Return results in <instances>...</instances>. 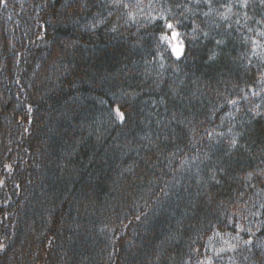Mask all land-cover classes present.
<instances>
[{"label":"trees","instance_id":"trees-1","mask_svg":"<svg viewBox=\"0 0 264 264\" xmlns=\"http://www.w3.org/2000/svg\"><path fill=\"white\" fill-rule=\"evenodd\" d=\"M0 264H264V0H0Z\"/></svg>","mask_w":264,"mask_h":264},{"label":"rangeland","instance_id":"rangeland-1","mask_svg":"<svg viewBox=\"0 0 264 264\" xmlns=\"http://www.w3.org/2000/svg\"><path fill=\"white\" fill-rule=\"evenodd\" d=\"M175 33L176 35H173ZM166 42L169 44L173 54L175 57L180 58L182 57L184 53V45L179 39V35L176 29H172L165 38ZM174 49H181L180 54L177 55L176 51Z\"/></svg>","mask_w":264,"mask_h":264},{"label":"snow or ice","instance_id":"snow-or-ice-1","mask_svg":"<svg viewBox=\"0 0 264 264\" xmlns=\"http://www.w3.org/2000/svg\"><path fill=\"white\" fill-rule=\"evenodd\" d=\"M166 27H168L169 29H171V28H173V25H172L171 23H168V24L166 25ZM173 35H176V34L173 33ZM165 38H166V37H165ZM174 51H176L177 55H179L181 49H174ZM122 116H123V114H121V117H122Z\"/></svg>","mask_w":264,"mask_h":264}]
</instances>
